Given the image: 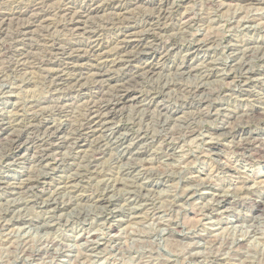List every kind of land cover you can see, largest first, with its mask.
Listing matches in <instances>:
<instances>
[{
	"label": "rangeland",
	"instance_id": "374dc122",
	"mask_svg": "<svg viewBox=\"0 0 264 264\" xmlns=\"http://www.w3.org/2000/svg\"><path fill=\"white\" fill-rule=\"evenodd\" d=\"M147 1L154 4L160 0ZM3 2L7 11L25 10L34 5V0ZM69 2L76 12L89 4L88 0ZM145 7L148 10L136 9L134 16L141 18L145 11L152 13V5ZM166 7L168 18L174 23L161 30L159 45L154 46L158 38L153 34L151 41L146 43V49L155 56H152L154 73L132 87L142 104L149 103L146 99L156 93L162 96H158L149 108L139 107L135 100L121 105L110 123L113 129L120 130L116 137L101 146L103 154L93 157L88 144L78 150L63 148L41 165L30 156L33 151L28 142L20 150L13 151L9 159L0 154V182H4L0 188L6 187L0 189V264H264V159L247 158L235 149L243 136L264 140V124L232 121L237 129L244 131V135L241 133L235 138L229 130L222 129L230 115L252 106L263 107L260 102L264 100V45L260 43L264 41V2L168 0ZM137 12L143 13L138 15ZM185 12L194 21L189 29L180 26ZM95 15L93 26L101 27V36L98 34L93 41L84 37L81 41L90 46L96 40L95 45L101 53L115 49L122 32L105 26L106 21L112 22L109 12L100 10ZM56 18V23L62 21L61 17ZM22 24L12 25L7 31L8 37L0 38L3 48H0V55L1 50L12 48L11 43L18 49L23 48L21 39L11 37ZM37 24L32 27V31L36 29L32 41L40 44L44 31ZM60 31L55 36L60 35L57 38L61 46L75 41L73 33ZM210 36L217 39H214L216 42H206L199 48V43L201 45ZM39 48L34 52L40 57L42 48ZM245 50L252 53L243 56ZM11 55L0 56L1 119L9 123L17 115L38 113L42 117L49 116L52 122H63L64 118L55 114L56 110L52 111L54 104L61 98L70 99L76 95L67 96L64 91L51 93L52 82L44 78L45 73L53 69L51 67L29 65L30 68L23 71H9L8 62L15 60ZM166 55L168 57L163 59ZM2 60L7 63L2 65ZM109 60L113 62L114 57ZM240 62L249 65L252 75L241 74ZM184 64L188 70L182 71L179 67ZM215 68L219 75L202 78L204 70L209 73ZM117 70L116 77L121 75V68ZM84 72L87 77L91 75ZM75 73L79 71L71 74ZM244 83L249 85V94L245 96L241 95L244 93L240 87ZM198 86L203 90L195 94L189 92ZM141 108H145V112L143 109L141 113ZM75 110H81L77 112L79 117L83 114L79 106ZM21 155L29 160L20 159ZM77 170L79 177L75 174ZM28 176L40 178L33 190L22 194L13 189L15 183ZM67 179L68 182L73 180L68 183ZM72 190L74 192H70ZM219 194L228 197L231 203L219 205L216 201ZM102 196L112 203L107 206L97 203L95 198ZM47 203L51 205L46 207Z\"/></svg>",
	"mask_w": 264,
	"mask_h": 264
},
{
	"label": "bare ground",
	"instance_id": "6f19581e",
	"mask_svg": "<svg viewBox=\"0 0 264 264\" xmlns=\"http://www.w3.org/2000/svg\"><path fill=\"white\" fill-rule=\"evenodd\" d=\"M3 1H6V0H0V38L8 35L7 31L9 30V27H12V25L15 26L16 23H18V22H19V24H20V22L23 23L22 25H20V27H18L19 29H18V31L16 30L17 32H15L14 29L12 30L16 34H11L12 35L11 37H13V35L15 36L14 40L15 39L16 40L21 39L23 48L18 49L17 45H14L13 43H11L12 44L11 49L5 48L3 51L1 50V52H2L1 54L5 58L8 57L10 54L13 55V56L11 55L12 60L15 58L14 61L11 60L12 62H8L9 66L7 68H10L9 71L10 70L11 71L12 70L17 71V72L21 71V70L23 71L27 67L30 68L29 65H36L35 67H38V68L51 67L53 69L49 70L48 68H46L49 71H47V73H45L46 76L44 77V78L47 77L52 82V85L50 84V86L52 87L53 92H51V93H54V92L55 93H57V92L61 93L60 91H62V92L64 91L65 95H67V96H71L73 94L76 95L75 97H71L70 99H67L66 97L61 98V99L57 98L59 100H57V102H55L56 104H54V105H56V106H55L54 110H52V111L55 112V110H56L55 114L58 113L59 116L64 118L63 122H61V123L59 122L60 124H58L55 121L52 122L48 118L49 116L46 115L47 118H45L46 116L42 117V116L38 115V113L37 114L31 113L30 115H25L27 113H25L24 115H17V117H14L15 119L9 123L6 120L1 119L2 117H0V154L1 155L3 154L5 158L9 159L11 156H13V151L20 150L25 144H27L26 142L29 143V148H31L33 151L32 154H30V156L31 155L33 156L34 162L39 163L41 165L47 163L49 161L50 157H52L55 152H57L63 148H72L73 150H78V149L82 148L83 145H86V144H88V146H90V149H92L91 151L89 149V151L92 152V154L91 153L90 154L93 157L99 156V155L103 154L101 151V146H103L106 143V141H108L110 138L116 137L117 132L120 130L117 128L113 129L112 126L110 125V123L113 122L112 118L116 115L117 110L121 105H124L127 102L135 100L136 103L139 105V107L149 108V106L158 98V96H162L161 95L162 93H156V96H153V97L149 96L150 98L146 99V101H148L149 103L146 102V104H144V103L142 104V102L138 100L139 95H137V93L132 91V87L134 86L133 85L134 83H137V82L141 81L142 79L146 78L147 76L154 73L155 68H154L153 60H154L155 56L151 54L152 52H150L149 50L146 49V43L151 38L150 36L153 34V35H155V39L158 38L154 42V44H155L154 46L159 45L160 42H157V40H159V37L162 36L161 30L166 29L167 27H170V25L174 23V21L172 23V20L171 19L169 20V18H168L169 12H168V9L166 7L168 0H160L158 3L153 2L154 4H150L149 1H147V0H88L89 4H87L86 7L81 8L78 12L73 10V5L69 2V0H34V5L32 7L29 5V7H31V8L25 9V7H24L25 10H16V9L13 10L11 8L12 10H10V11H7L6 10L7 8L6 9L4 8L3 3H5V2H3ZM238 1L250 2V3L264 2V0H238ZM7 2H8V0H7ZM13 2H14V0H13ZM18 2H19V0H18ZM10 3H11V0H10ZM15 3H17V2H15ZM24 4H28V3L25 2ZM147 4L152 5L154 12L152 11V13H149V12L145 11V14H143L142 17L140 16L141 18L138 17L139 18L138 19L137 17H135L134 15H136V13L134 11L136 9L148 10V9H145L146 8L145 5H147ZM147 7L150 9L149 6H147ZM100 10L109 12L110 18L112 19V22L108 23L106 21V18H107L106 17L105 21L107 22V24L105 22L104 23L105 26L106 27L111 26V27H113L114 30H115V28H117L119 31L122 32V35L120 37H118L116 40V44H115V45H117L116 48L115 49L112 48L113 50L111 49L112 52L109 50L107 52L105 50L106 52L101 53L100 48H98L99 46L95 45L96 40L92 44L89 42L91 44L90 46H88V45L86 46V44L84 45L83 42L81 41V39L84 37H87L89 40L93 41L94 39L97 38L98 34L101 33L100 32V28H101L100 26H99L100 28H96L93 26L94 20L97 19V18H95L96 17L95 14L98 13ZM143 12H141V13H143ZM141 13H139V14H141ZM147 13H149V14H147ZM137 14H138V12H137ZM58 16L62 18V21H60V23H56V21H55V18ZM98 18L100 20L99 16H98ZM193 18H195V17H193ZM99 20H98V23H99ZM101 21L103 22L104 20H101ZM109 21H111V20H109ZM192 21H193V19L191 20L189 13L186 14V12H185V15L182 14V18H181L182 24L180 26H183L182 28H188L189 29V26L192 23ZM246 21H251V20H246ZM37 23L41 25L40 29H42V31H44L43 32L44 35L40 36V40H39L40 44L34 43L32 41V37L34 36V33H36V32H33L36 29H34L32 31V27L34 25H36ZM106 27H105V29H106ZM111 27L110 28L108 27V28L110 30H112ZM16 29H17V27H16ZM61 29L67 30V31H70L71 33H73V35L75 37L74 38L75 41L72 43H68L67 46H61V43H59V38H57L60 35H58L57 37L55 36V35H57L56 32H59ZM39 30H37V31H39ZM105 33H106V31H105ZM39 34H40V31H39ZM41 34H42V32H41ZM60 34H61V31H60ZM65 34H66V32H65ZM119 34H121V33H119ZM37 35H36V37H37ZM66 35H68V34H66ZM100 36H101V34H100ZM6 37H8V36H6ZM9 37H10V34H9ZM72 38H73V36H72ZM36 39H35V41H37ZM63 39H64V37H63ZM68 39H69V36H68ZM214 39L215 38L212 36L211 38H208L205 42H202L201 45L199 43V48L202 47L203 44L205 45L206 42H212V43L216 42L215 40H217V39H215V40ZM1 41H0V43H1ZM4 41H6V40H4ZM4 41H3V43H4ZM149 41H151V40H149ZM16 42H18V41H16ZM8 44H9V42H8ZM260 45H264V41H262L260 43ZM152 46H153V44H152ZM197 46H198V44H197ZM5 47H7V46H5ZM39 47L42 48V52H43V54H42V52H40L41 53L40 57L35 56L36 52H34V50L38 49ZM84 47H86L87 50H85ZM147 47H149V46H147ZM262 47H260V48H262ZM41 48H39V49H41ZM83 48H84V50H83ZM176 48H174V50ZM1 49H3V48H1ZM237 50H239V49H237ZM250 53H252L251 50L250 51L245 50L242 52L243 56H247ZM2 55H0V56H2ZM38 55H39V53H38ZM152 56H154V57H152ZM2 57H0V58H2ZM113 57H114V60H113ZM165 57L167 58L168 56L167 55L164 56L163 59H166ZM110 58H112L113 62H110V60H109ZM5 62L3 61L2 65ZM124 62L126 63V65L124 64L125 66L123 65ZM208 65L209 64H207V66ZM122 66H124V67L122 68ZM248 66L249 65L242 63V62L238 63V68L241 70V74L249 75V76L252 75V72ZM118 68H121V70H120L121 75L119 74L116 77V75L118 73L117 74H114V73L116 71H118L117 70ZM179 68L182 71L188 70L186 68L185 64ZM2 69H3V67H2ZM4 69H5V67H4ZM46 69H45V71H46ZM251 69L253 70L252 66H251ZM190 70L192 71V69H190ZM76 71H79V73L78 74H76V73L71 74L72 72H76ZM84 71H87L91 75L89 77H87V75L85 74ZM216 71H217L216 68H215V70L209 71V73H204L205 72V70H204V72H202V78L208 79L212 76L219 75ZM5 75H8V74H5ZM233 75H234V73H233ZM173 82H174V80H173ZM115 83H117V85L113 86V84H115ZM173 84H175V83H173ZM50 86H48V88ZM164 86H166V85H164ZM199 86L197 88L194 87L192 89H189L190 90L189 92L195 94L197 92L202 91L203 88H201ZM137 87H138V85H137ZM240 87H242V89H243L241 92L244 93V94L240 93L241 95L245 96V95L249 94V92H248L249 91L248 90L249 85L247 83H244ZM110 91H113V94L110 93ZM136 91H138V90H136ZM139 91H140V89H139ZM158 92H162V91H158ZM193 94H192V96H193ZM62 95H63V93H62ZM259 100H261V99H259ZM244 101H246V100H244ZM48 102H51V101L48 100ZM250 102H251V100H250ZM260 103L262 104L263 107L252 106L251 108H246L244 110H240L237 113H234L232 115L229 114L230 117L228 118V121L225 120L227 122L226 126L224 125L225 127H222V129L229 130V134H232L233 137L235 138L237 136H241V133H242V135H244L243 134L244 131L241 129H237V126H234L232 121L233 122H240L241 121L243 123L244 122L247 123V122L252 121V122H258L260 124H264V100L261 101ZM45 106H46V104H45ZM77 106H79V108H82V110H83V114H81L80 117L77 114V112L81 111V110H78V111H76L77 109L75 110V108H77ZM43 107L44 106H42V108ZM48 107H46V108H48ZM38 109H39V107H38ZM143 109L145 112V108H143ZM143 109L141 110V113H142ZM39 111H41V113H42L41 109ZM45 112H47V111H45ZM204 115H205V113H204ZM209 115L211 116L212 114H209ZM5 121L7 123H5ZM76 121H78V123H76ZM190 133H192V131H190L189 134ZM66 134L68 135L67 137L65 136ZM69 135H70V137H69ZM243 137H241L240 140H238V143L235 146L236 151L240 155L246 156L247 158H250V159L251 158H255V159L260 158V160L264 159V140L262 138L261 139L260 138H254L251 136H249V138H248V136H246L244 138ZM123 142H124V140L120 141V143H122V144H123ZM107 145H108V143H107ZM107 145H106V147H107ZM105 149L106 148H104V150ZM128 152H130V151H128ZM58 154L61 155L59 152H58ZM91 155H90V157H91ZM79 156H82V155H79ZM79 156H77V157H79ZM86 157L88 158V156H86ZM21 158L24 160H29L24 155H21L20 159ZM57 161H58V159H57ZM84 161H83V163L85 164ZM86 161L88 162V159ZM92 163H93V160H92ZM81 164H79V166ZM49 165H50V163H49ZM65 165H67V164H65ZM38 166L39 165H37V167ZM94 166L95 165H93V167ZM37 167H35V168H37ZM83 167H84V165H83ZM226 167H227V164H226ZM40 168H38V170ZM77 168H78V166H77ZM98 168H96V169H98ZM42 169H40V171ZM45 169H46V167H45ZM81 169H83V168H81ZM96 169H95L94 173H96ZM220 169H223V168H220ZM33 170H34V168H33ZM33 170H31V171H33ZM84 170H86V168H84ZM77 172H78V170H77ZM79 172L75 173L78 175V177L80 176ZM129 172L131 173V171H129ZM29 173H32V172H29ZM44 174L45 173H43V175ZM88 174H89V171H88ZM40 175H42V174L40 173ZM142 175L143 174H141V176ZM88 176H90V175H88ZM34 177L35 176H30V177L28 176L27 178L25 177L26 179H22L21 182L15 183L16 186L13 189L16 191H19L22 194L27 193L30 190H33L40 182L39 181L40 178H34ZM68 179H67V182H68ZM76 179H79V178H76ZM72 180H69V182H71ZM193 181H195V180H193ZM118 182L119 181H116V183H118ZM5 183H6V181H5ZM1 184H4V182H0V185ZM119 184H121V183H119ZM10 185L11 184L9 183V186ZM113 185H115V184H113ZM123 185H125V184L123 183ZM6 186L8 187V185H6ZM105 186H106V184H105ZM112 186H111V188H112ZM74 187H76V186H74ZM108 187H110V186H108ZM108 187L106 189H108ZM2 188H0V189H2ZM4 188H6V187H4ZM118 188L120 190V187H118ZM122 189H124V188H122ZM111 190H113V189H111ZM75 191H77V189ZM70 192H74V191L72 190ZM189 193L187 190V194H189ZM104 194H106V193H104ZM187 194H185V195H187ZM84 196L86 197V195H84ZM53 197H55V196H53ZM217 197H218V199L216 201L219 203V205L227 204L228 202H230V199H228V197H226V196H223V195L220 196V194H219ZM51 199H52V197H51ZM51 199L50 200L47 199V200L51 201ZM78 200H79V198H78ZM95 200L99 204H105V206H107L106 204L112 203L109 200V198L107 199L104 196L95 198ZM44 201H46V199ZM56 201L54 200V203H56ZM26 202H27V200H26ZM130 202H132V201H130ZM50 203L45 204L46 207L51 205ZM250 203L253 204V202H251V201H250ZM255 203H257V201ZM40 204H42V203H40ZM52 204H53V202H52ZM66 204L67 203H65V205ZM208 205H210V204H208ZM259 205H257V206L255 205V206L257 208H259L260 207ZM42 207H44V206H42ZM203 210H205V208ZM6 211H7V209H6ZM43 225H44V223H43ZM3 227H1V228H3ZM183 236L187 237L184 234H183ZM90 243H92V242H90ZM88 244H89V242H88ZM91 248H93V247H91ZM26 249H27V247H26ZM23 252H25V251H23ZM192 258L194 259V257H192Z\"/></svg>",
	"mask_w": 264,
	"mask_h": 264
}]
</instances>
